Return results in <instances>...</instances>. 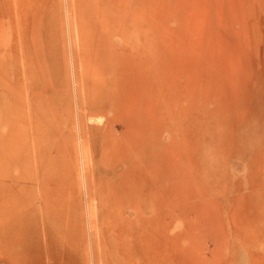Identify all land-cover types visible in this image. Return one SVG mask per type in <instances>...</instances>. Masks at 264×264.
<instances>
[{
  "label": "bare ground",
  "instance_id": "obj_1",
  "mask_svg": "<svg viewBox=\"0 0 264 264\" xmlns=\"http://www.w3.org/2000/svg\"><path fill=\"white\" fill-rule=\"evenodd\" d=\"M150 1H61L67 8L69 37L72 40L73 26L76 35L73 94L72 86L70 91L66 88L72 80L64 84L63 68L51 53L43 54V47L54 44L48 31L54 30L56 14L36 0H0V18L17 17L19 55L11 64L0 44V250L7 257L4 264H82L72 241L79 233L73 224L83 199L88 224L95 231L90 240L93 264H236L238 258L240 264H264L251 251L255 241L223 227L198 184L204 175L202 163L194 160L196 146L204 152L213 148L234 152L248 145L252 151L260 142L251 143L241 128L236 131L237 126L229 133L217 130L214 136H206L202 126L193 125L171 154L162 149L165 104L176 107L178 99H183L188 105L178 113L190 120L196 115L218 128L224 119L239 113L240 92L228 90L223 55L203 49L214 43L224 50V24L219 22L218 29L209 32L203 21L214 24L208 14L212 5L220 7L217 17L224 18V6L230 0H165V6L175 9L165 7L163 30L151 20ZM192 9L197 15L185 14ZM170 19L179 26L177 53L171 47ZM190 20L191 29L186 31L182 27ZM2 27L0 23V38ZM214 30L220 35L217 42L212 40ZM162 35L167 39L163 45ZM151 37L157 42L152 43ZM176 72L177 81L172 75ZM153 86L160 92L156 101L161 111L152 104ZM211 99L214 108L209 106ZM158 113L160 128L151 135ZM75 118L78 124L73 131L80 137L78 204L66 201L79 166L72 161L76 152L72 127L67 130ZM90 122L97 126L90 127ZM197 135L203 136L199 144L194 140ZM169 216L182 220L179 233L171 232L172 226L165 221ZM198 229L207 238L219 236L210 238L212 250L201 243L202 236L197 238ZM235 240L239 243L228 257L224 248ZM87 258L89 254L83 261Z\"/></svg>",
  "mask_w": 264,
  "mask_h": 264
},
{
  "label": "rangeland",
  "instance_id": "obj_2",
  "mask_svg": "<svg viewBox=\"0 0 264 264\" xmlns=\"http://www.w3.org/2000/svg\"><path fill=\"white\" fill-rule=\"evenodd\" d=\"M62 0H36L37 4L45 6L47 11H52L56 14V25L48 31V39L53 42V47H43V54L45 56L51 55L58 63V67L63 68L61 72V78L64 84H69L66 87L72 90L74 94V82H73V70H72V49L74 47L76 52L75 32L72 27V40L69 37L68 29V13L67 8L61 5ZM228 1V0H227ZM175 3V2H174ZM151 20L159 24L160 27L166 26V8L175 7L165 6V0H151ZM166 7V8H165ZM218 5H212L208 14H212V23L209 21H203L205 23L204 28L218 29L219 22H222L225 27V36L223 40L224 50L216 44L204 47V51L213 53L215 56L223 55L225 60V70L227 72L228 90L233 91V88L240 92L238 105V112L235 113V118H229L227 121L224 119L219 125V128L212 121H201L196 115L193 118L187 119L182 113H178L179 108L187 106V101L178 99L175 104L176 107H162V149L164 154H171L176 142L183 143L185 136L190 134V130L193 125H198V128L203 127L204 134L206 136L215 135L217 130L219 134L229 133L233 127H238L242 130L244 137L252 140L251 143L260 142V146L257 150H250V146H244V149L234 150L230 149H211L210 152H204L196 146V153L194 160L197 164L202 163L203 177L198 180V184L201 189L205 190L207 194L206 200L215 209L216 214L220 215V218L224 222V228L228 231L238 234L244 233L248 238L256 242L254 245L255 250H251L253 254L258 256L264 261V0H243L241 2L228 1L224 6V18H220L217 14L221 12ZM44 9V8H43ZM207 8H204V10ZM203 10V9H202ZM36 11V10H35ZM206 12V10H205ZM189 17L197 15V12L192 9L185 13ZM2 27V36L0 38V44L4 51L5 57L11 64L14 63L18 55V21L14 14L8 16H2L0 18ZM67 21V22H66ZM167 24L170 26L171 47L177 53L179 51L176 37L178 35L179 26H177L175 19L167 20ZM156 25V26H159ZM192 20L184 25L186 31H190ZM155 26H151V29H155ZM217 32V31H216ZM214 30V36L212 40L217 42L216 39L220 35ZM217 34V35H216ZM43 39L44 37L41 36ZM162 35V45L166 41ZM151 41L157 42L153 37ZM47 43V42H46ZM45 43H43L44 45ZM73 44V45H72ZM2 59V57L0 56ZM62 65V66H60ZM173 78L177 81V72L173 73ZM151 96L152 104L156 107V111H161L158 107L156 98L159 97L160 92L155 90ZM235 92V91H234ZM237 93V92H236ZM229 98L231 95H228ZM226 96V97H228ZM233 96V95H232ZM14 106L16 103L14 100ZM164 101V100H163ZM162 101V102H163ZM209 106L214 108L215 102L213 99L209 100ZM174 105V106H175ZM193 110L195 106H192ZM224 109V108H223ZM223 115L219 114L220 120ZM158 123L150 126V134L153 135L156 128H160L159 121L161 123V116L158 113ZM244 118H246L244 120ZM188 120V122H187ZM187 122V123H186ZM77 118L72 120L71 125H68V131L72 127L70 132L73 133L72 148L76 151L80 147L79 133L76 131V135L73 131L77 127ZM89 126H97V123L90 122ZM196 126L194 128L197 129ZM66 130V132H68ZM70 133V134H72ZM203 136L197 135L194 140L196 144H199ZM191 143L189 137H187ZM215 139V137H214ZM245 142V141H244ZM246 144V142H245ZM237 146V145H236ZM262 146V147H261ZM213 147V146H212ZM185 150H189L185 147ZM77 151L72 156V161L79 165L77 159ZM212 158V159H211ZM249 160V161H248ZM79 163V164H78ZM80 165L74 170V184L68 186L66 194V201L69 203H79L80 196L76 191L77 183V171L80 173ZM236 167H239L237 169ZM84 199L80 202L81 207L77 208L76 218L77 223L73 224V228L79 233L72 241V248L79 256L82 264H93L92 252L90 247V240L95 237V231L90 228L87 218V208L84 203ZM188 202V201H187ZM174 215V214H173ZM222 216V217H221ZM219 220V217H216ZM167 224L172 226L171 232L179 233L183 228V223L180 217H167L165 219ZM243 224V226H242ZM178 229V230H177ZM211 235H215L212 233ZM202 236L201 243H206L207 248L212 250L214 243L210 238H219L204 235L201 229H198L197 238ZM89 242V243H88ZM230 241L224 248V252L228 257H232L231 253L234 250L233 247L239 243L235 240ZM21 254L24 255L23 252ZM86 254H89V258L83 261ZM24 257H26L24 255ZM7 260L4 253L0 250V264H4ZM236 264H240V259Z\"/></svg>",
  "mask_w": 264,
  "mask_h": 264
}]
</instances>
